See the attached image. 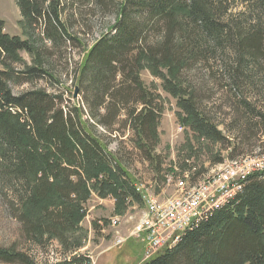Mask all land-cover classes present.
I'll list each match as a JSON object with an SVG mask.
<instances>
[{
    "label": "trees",
    "instance_id": "obj_1",
    "mask_svg": "<svg viewBox=\"0 0 264 264\" xmlns=\"http://www.w3.org/2000/svg\"><path fill=\"white\" fill-rule=\"evenodd\" d=\"M17 1L27 37L9 34L0 20V179L21 201V223L31 239L39 245L57 240L70 256L42 264H89L74 253L84 246L86 232L80 223L90 197L113 198L115 214L144 203L137 179L109 149L111 133L106 129L125 109L137 147L157 172L161 170L152 143L159 141L162 107L157 109L159 94L153 97L148 91L142 70L161 79L177 99L185 126L200 138L219 142L222 130L199 109L195 90L181 73L215 50L225 53L226 40L235 51V60L225 67L233 85L240 86L238 76L251 74L254 68L264 75V29L247 30L235 19L227 25L219 22L223 9L225 13L231 9L229 0H121L112 26L115 32L85 50L80 62L76 88L85 97L87 111L62 92H14L12 83L20 84L26 76L29 82L38 77L56 80L39 47V25L44 43L58 45L66 35L78 41L62 19L64 0ZM245 1L252 13L261 15L264 0ZM159 23L165 28L160 40L153 42L155 46L147 44L149 25ZM23 51L32 56L31 64ZM200 173L195 170L191 178ZM0 261L40 264L13 247H0ZM141 264H264V170L250 175L243 192L188 229L173 248Z\"/></svg>",
    "mask_w": 264,
    "mask_h": 264
},
{
    "label": "rangeland",
    "instance_id": "obj_2",
    "mask_svg": "<svg viewBox=\"0 0 264 264\" xmlns=\"http://www.w3.org/2000/svg\"><path fill=\"white\" fill-rule=\"evenodd\" d=\"M120 3L121 0H64L62 19L68 33L76 36L78 41L69 39L66 35L63 38L65 41L58 42V45L45 39L44 43L43 26L39 25L36 30L41 35L39 47L48 60V66L54 70L56 80L38 77L29 82V77L26 76L23 77L22 83H12L14 92L18 94L31 89H45L55 94L62 92L66 100L71 99L72 104L80 102L89 111L83 93H78L77 97L74 95L78 86L80 62L85 50L103 35L115 32L112 26L117 22ZM227 4L232 5L231 9L226 13L223 9L218 18L219 22L227 25L235 19V23L247 30L254 26L264 29V7L259 9L261 15H256L251 12L245 0H229ZM227 13L230 18L226 17ZM132 16L134 17V14ZM145 18L142 17L140 21ZM0 20L4 21L5 31L9 34L27 37L22 27V15L17 0H0ZM162 25L164 24L149 25L147 44L153 45V42L160 40L164 32L162 29H165ZM224 46L225 53L215 50L207 59L192 61L181 73L186 84L195 90L197 106L222 130L223 139L214 142L200 138L196 132L185 126L179 116L183 110L179 107L177 99L166 90L161 79L155 77L148 69H143L141 79L147 85L148 91L154 93L153 97L159 94L155 105L157 109L158 106L162 107L158 127L159 141L153 140L152 143L158 157L156 164H161V170L157 172L151 161H148L137 147V136L127 121L129 110L125 109L119 118L113 121V126L106 129L107 134L111 133V136L106 135L111 138L109 149L120 157L124 166L137 179L144 204L134 203L124 213L115 214L114 199H103L93 194L85 205L87 215L80 223L84 233L86 232L84 246L75 252L74 256L83 259L86 257L89 264H141L147 259L143 245L130 239L115 246L113 228L107 222L102 226L100 221L104 222L115 215L120 216L119 229L124 234L133 223H139L141 212L142 222L149 220V211H143L147 205L146 192H153L160 198L171 194L172 197H179L182 193H189L191 187L204 183L206 175L212 171H223L228 165V159L264 154V120L261 115L264 114L263 72L254 68L251 74L241 78L238 76L241 85L234 86V79L229 77L225 67L235 60V51L229 41L225 40ZM22 55L27 63H32L33 58L29 53L23 51ZM137 95L136 93L134 96ZM181 125L182 130L179 128ZM100 130L104 128L100 127ZM183 162L184 165L187 164L185 167H181ZM195 170L201 172L195 179L184 181L178 188L175 186L176 177L184 172L193 174ZM171 176L174 177L172 182L169 181ZM10 186L0 179V247H13L19 252L27 253L40 264L55 263L67 255L70 257L57 240L39 245L24 231L20 219L21 201ZM244 187L245 185L241 191H232L230 194L239 195ZM96 222L100 227L95 225ZM0 264L6 263L0 261Z\"/></svg>",
    "mask_w": 264,
    "mask_h": 264
},
{
    "label": "built area",
    "instance_id": "obj_3",
    "mask_svg": "<svg viewBox=\"0 0 264 264\" xmlns=\"http://www.w3.org/2000/svg\"><path fill=\"white\" fill-rule=\"evenodd\" d=\"M179 128L182 130L183 126ZM262 170L264 154L228 159V165L223 171L207 174L206 181L200 186L191 187L189 193H182L179 197H172L171 194L160 198L153 192H146L147 205L143 211H149V222H142L141 212L139 223H133L124 234L119 229L121 217L118 215L104 222L100 221V224L104 226L107 222L113 228L115 246L134 239L143 245L144 256L149 259L151 255L166 249L172 236L195 222L196 218H201L203 213L218 208L230 192L241 191L249 176ZM191 177L190 172H184L176 177L174 184L178 188L179 184L191 180ZM173 179V176L169 177L170 182Z\"/></svg>",
    "mask_w": 264,
    "mask_h": 264
},
{
    "label": "bare ground",
    "instance_id": "obj_4",
    "mask_svg": "<svg viewBox=\"0 0 264 264\" xmlns=\"http://www.w3.org/2000/svg\"><path fill=\"white\" fill-rule=\"evenodd\" d=\"M237 193H234V194H229L228 196H226L225 198V202L223 204H220L218 205V208L216 209H213V210H209L207 211L206 213H203L202 214V217L201 218H196L195 222L191 223L189 226H186L183 228V230H180V232L175 235L171 240L170 242H167L166 244V248H173L181 239H182V236L184 235V233L190 229L192 226L194 227V225H196L197 223L201 222L202 220H205L208 216L211 215V213H213L214 211H216L217 209L223 207L225 204H227L230 200H232L234 198V196H236ZM146 222H149V220H147Z\"/></svg>",
    "mask_w": 264,
    "mask_h": 264
},
{
    "label": "water",
    "instance_id": "obj_5",
    "mask_svg": "<svg viewBox=\"0 0 264 264\" xmlns=\"http://www.w3.org/2000/svg\"><path fill=\"white\" fill-rule=\"evenodd\" d=\"M74 95H75V97H77V95H78V88L75 89V94Z\"/></svg>",
    "mask_w": 264,
    "mask_h": 264
}]
</instances>
